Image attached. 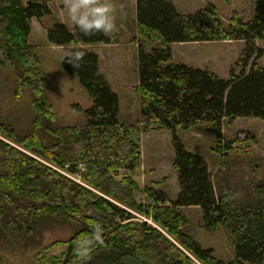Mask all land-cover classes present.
I'll return each instance as SVG.
<instances>
[{
  "label": "trees",
  "instance_id": "16d2710c",
  "mask_svg": "<svg viewBox=\"0 0 264 264\" xmlns=\"http://www.w3.org/2000/svg\"><path fill=\"white\" fill-rule=\"evenodd\" d=\"M136 7V18L124 14L112 37L85 36L58 19L48 31L50 43L86 53L79 67L63 57L64 68L79 79L91 102L81 126L66 122L55 109L47 72L30 42L33 18L51 13L48 1L0 0V67L14 74L18 89H26L34 114L26 132L0 120V239L35 248L42 242V230L58 223L71 227L72 234L36 252L38 264H262L264 176L256 173L264 158H251L247 147L236 145L238 138L223 139L222 130L239 117L264 120V66L257 60L263 51L256 44L264 39V0L256 1L249 20L236 12L229 23L214 7L183 13L172 0H136ZM124 26L138 43L134 113L130 93L123 107L100 70L98 53L83 47L112 43ZM212 40L245 41L229 78L173 62L172 43ZM203 124L215 131L210 146L219 162L215 171L177 135L178 129ZM138 130L173 134L180 186L175 199L167 188L145 186L150 202H139L136 180L131 175L117 178L119 169L140 171L141 150L132 138ZM39 158L60 167L70 164L72 173L84 163L81 173L89 186ZM190 206L201 207L198 223L203 229L225 231L233 261L226 262L196 240L194 222L184 211ZM136 213L155 224L137 220ZM61 246L66 249L60 254H48Z\"/></svg>",
  "mask_w": 264,
  "mask_h": 264
},
{
  "label": "rangeland",
  "instance_id": "374dc122",
  "mask_svg": "<svg viewBox=\"0 0 264 264\" xmlns=\"http://www.w3.org/2000/svg\"><path fill=\"white\" fill-rule=\"evenodd\" d=\"M51 13L41 18H33L30 42L35 46L37 54L48 77V94L55 109L63 119L71 124L85 125L87 116L84 109L91 106L88 92L76 76L71 75L63 66V57L73 46L55 45L48 41V31L56 19L65 23L71 31L75 26L69 21L63 6V0H47ZM177 10L183 13H194L204 7H214L224 22L229 23L234 13H238L242 20L247 21L255 15L257 0H172ZM116 5V21L125 14L128 18H136L137 7L135 0H112ZM129 15V16H128ZM135 35L125 26L117 40L109 44H84L83 47L98 53L100 58V70L108 80L111 88L120 96L121 105L126 106L127 93L134 100L132 113L135 111L137 99L133 93V86L139 83L137 69L138 43L133 40ZM232 41L231 43L176 45L171 44L174 63H184L194 66L201 57L213 58L210 63L217 66L219 72L229 78L231 67L238 60L241 51L245 47L244 40H212ZM256 44L263 51L258 62L264 66V39L256 40ZM197 58V59H196ZM232 63L231 67L229 65ZM197 67V66H194ZM199 68V67H197ZM205 69V68H204ZM228 70L227 74H224ZM219 75V74H218ZM34 114L31 96L24 87L17 88L14 74L0 67V120L11 123L16 129L26 132L31 127ZM223 139L226 141L238 138L236 145L247 147L251 158L262 156L264 158V120L258 117H239L231 124L224 126ZM177 135L193 153L199 154L208 162L211 171L218 167V160L211 150V142L215 139V131L208 125L203 124L192 130L178 129ZM134 142L140 146L139 158L140 171L137 174L129 170L119 169L116 174L118 179L131 175L139 187L135 190V197L139 202H150L144 195L143 187L167 188L172 198H176L180 190L178 174L173 166L175 149L173 134L169 130L132 131ZM45 142L50 139L43 135ZM257 155V156H256ZM41 159V158H39ZM51 167L62 168L56 164L41 159ZM67 164V163H66ZM65 167V164L63 168ZM79 172L70 173V178L79 183L86 184L82 173L86 170L84 163L78 164ZM71 169V168H70ZM250 171V167H246ZM258 172V171H257ZM258 177L264 176V160L259 163ZM184 211L194 222L196 240L205 248H211L214 253L226 262L234 260V252L231 249L226 233L220 229L217 233H210L198 223L202 215L199 206L185 207ZM137 220H148L155 224L152 219L143 214L136 213ZM72 234L71 227L62 224L48 226L42 230V242L35 248L23 249L18 245H11L0 239V264H38L35 253L42 247L57 239H66ZM20 245V243H18ZM18 246V247H17ZM66 246L52 249L48 254H60ZM264 264V263H262Z\"/></svg>",
  "mask_w": 264,
  "mask_h": 264
},
{
  "label": "clouds",
  "instance_id": "9594fccd",
  "mask_svg": "<svg viewBox=\"0 0 264 264\" xmlns=\"http://www.w3.org/2000/svg\"><path fill=\"white\" fill-rule=\"evenodd\" d=\"M63 6L69 21L85 36L100 33L112 37L120 31L116 22V5L112 0H63ZM85 55L83 50H71L65 61L79 67ZM97 239L102 243L99 234Z\"/></svg>",
  "mask_w": 264,
  "mask_h": 264
},
{
  "label": "crops",
  "instance_id": "0c3cea01",
  "mask_svg": "<svg viewBox=\"0 0 264 264\" xmlns=\"http://www.w3.org/2000/svg\"><path fill=\"white\" fill-rule=\"evenodd\" d=\"M135 3H136V0H135ZM135 6H136V4H135ZM231 42L232 41H188V42H174V44L179 45V46L186 45L187 43L191 44V45H197V44H204V45L215 44V45H219L221 43L225 44V43H231ZM212 59L213 58H211L209 56L201 57V59L198 60L199 62H195L192 65L197 66V67H199L201 69L209 68V69L213 70L214 72H216L217 74H219L220 76L224 77L225 75H223V74H221L219 72V69H218V66H217L218 60L216 61L215 64H212V63H210V60H212ZM231 65H232V63L229 65V68L231 67ZM227 73H228V70H226L224 74H227Z\"/></svg>",
  "mask_w": 264,
  "mask_h": 264
},
{
  "label": "built area",
  "instance_id": "2783aa9c",
  "mask_svg": "<svg viewBox=\"0 0 264 264\" xmlns=\"http://www.w3.org/2000/svg\"><path fill=\"white\" fill-rule=\"evenodd\" d=\"M54 169H56V170H58V171H60L61 173H63V174H65V175H67V176H71L72 174H70L71 173V171H70V168H71V166H70V164H65V167L63 168H56V167H53Z\"/></svg>",
  "mask_w": 264,
  "mask_h": 264
}]
</instances>
